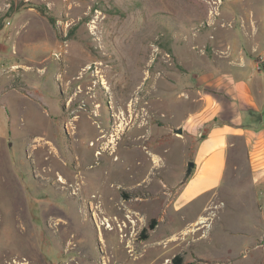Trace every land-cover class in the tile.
I'll use <instances>...</instances> for the list:
<instances>
[{
    "label": "rangeland",
    "instance_id": "rangeland-1",
    "mask_svg": "<svg viewBox=\"0 0 264 264\" xmlns=\"http://www.w3.org/2000/svg\"><path fill=\"white\" fill-rule=\"evenodd\" d=\"M261 17L264 0H0V264H180L163 240L204 215L264 264L238 235L261 216L235 159L171 208L196 143L182 124L212 92L196 78L264 42Z\"/></svg>",
    "mask_w": 264,
    "mask_h": 264
},
{
    "label": "crops",
    "instance_id": "crops-1",
    "mask_svg": "<svg viewBox=\"0 0 264 264\" xmlns=\"http://www.w3.org/2000/svg\"><path fill=\"white\" fill-rule=\"evenodd\" d=\"M264 28V19H260ZM260 29L257 30L258 36ZM226 64L212 66L201 73L200 86L212 92L203 93L201 106L190 113L182 127L186 136L196 141L195 148L186 160L193 164L180 189L171 202V208L180 212L200 201L208 194L217 192L225 182L227 170H248L251 190L259 207L260 218L253 222L257 231L241 232L244 239H253L256 249L264 254V65L258 62L264 53V42L249 44L248 56L240 54L237 60L230 57L233 47L227 45ZM241 144L243 156L239 155ZM241 150V149H240ZM245 161V166L239 160ZM216 216L204 215L194 220L186 229L172 232L164 245L182 259L180 264H257L249 257V249L239 254L231 247L226 232H215ZM260 224V225H259ZM258 239L260 242H258Z\"/></svg>",
    "mask_w": 264,
    "mask_h": 264
},
{
    "label": "bare ground",
    "instance_id": "bare-ground-1",
    "mask_svg": "<svg viewBox=\"0 0 264 264\" xmlns=\"http://www.w3.org/2000/svg\"><path fill=\"white\" fill-rule=\"evenodd\" d=\"M39 33H42L41 31L39 32ZM129 81H130V79H129ZM133 82V81H132ZM131 82V85L133 86V83ZM103 84H106V81H104L103 82ZM128 84H130V83H128ZM108 85V84H107ZM127 86V89H128V91H129V88H128V85H126ZM130 86V85H129ZM126 89V90H127ZM124 90V89H123ZM127 91V92H128ZM126 92V91H125ZM128 94V93H127ZM123 96H124V98H126L127 96H125L124 94H123ZM124 101V100H123ZM122 127H124V125H122V124H120V125H118V128L119 129H121ZM121 131V130H120ZM104 132L102 131V134H103ZM105 138V136L104 135H101L99 138H97V140H96V142H98L99 141V143H100V141L102 140V139H104ZM115 141H116V139H115ZM121 141H122V139H121ZM96 142L95 143H93L94 144V146H96ZM109 149H111V148H109V147H107L103 152H106L107 150H109ZM119 150V146L117 145H115V147H113L112 149H111V151H112V153H114L115 151L117 152ZM97 155H101V153L98 151L97 152ZM57 160H58V157L57 156H52L51 157V162L55 165H59L58 163H56L57 162ZM59 182H61L62 184H66V181H65V179L61 176L60 178H59V180H58ZM93 213L95 212L94 211V209H95V205H93ZM94 216L96 217V219L98 220L99 218H98V216L96 215V213H94ZM93 216V217H94ZM106 221V220H105ZM98 223L100 224V225H105V223H100L99 222V220H98ZM109 227V226H108ZM21 264H25V263H21Z\"/></svg>",
    "mask_w": 264,
    "mask_h": 264
},
{
    "label": "water",
    "instance_id": "water-1",
    "mask_svg": "<svg viewBox=\"0 0 264 264\" xmlns=\"http://www.w3.org/2000/svg\"><path fill=\"white\" fill-rule=\"evenodd\" d=\"M174 132L177 133V134L182 135L183 134V129L182 128H177V129H174ZM192 167H193V164L190 163L189 164V169H188L187 175H189L191 173Z\"/></svg>",
    "mask_w": 264,
    "mask_h": 264
},
{
    "label": "built area",
    "instance_id": "built-area-1",
    "mask_svg": "<svg viewBox=\"0 0 264 264\" xmlns=\"http://www.w3.org/2000/svg\"><path fill=\"white\" fill-rule=\"evenodd\" d=\"M262 64L264 65V60L262 61Z\"/></svg>",
    "mask_w": 264,
    "mask_h": 264
},
{
    "label": "trees",
    "instance_id": "trees-1",
    "mask_svg": "<svg viewBox=\"0 0 264 264\" xmlns=\"http://www.w3.org/2000/svg\"><path fill=\"white\" fill-rule=\"evenodd\" d=\"M178 260H175V262H177Z\"/></svg>",
    "mask_w": 264,
    "mask_h": 264
}]
</instances>
